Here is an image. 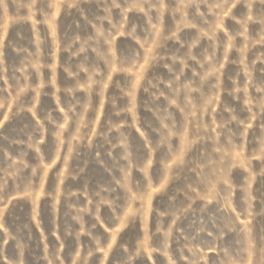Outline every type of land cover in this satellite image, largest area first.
Instances as JSON below:
<instances>
[{"label": "rangeland", "instance_id": "1", "mask_svg": "<svg viewBox=\"0 0 264 264\" xmlns=\"http://www.w3.org/2000/svg\"><path fill=\"white\" fill-rule=\"evenodd\" d=\"M0 264H264V0H0Z\"/></svg>", "mask_w": 264, "mask_h": 264}]
</instances>
